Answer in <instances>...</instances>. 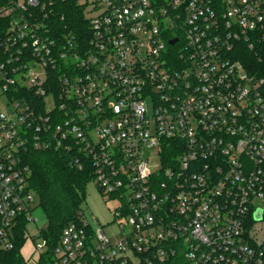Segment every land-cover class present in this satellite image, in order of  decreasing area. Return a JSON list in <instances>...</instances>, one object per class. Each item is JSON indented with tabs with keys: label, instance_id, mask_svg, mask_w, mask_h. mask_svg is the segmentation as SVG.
Returning a JSON list of instances; mask_svg holds the SVG:
<instances>
[{
	"label": "built area",
	"instance_id": "built-area-1",
	"mask_svg": "<svg viewBox=\"0 0 264 264\" xmlns=\"http://www.w3.org/2000/svg\"><path fill=\"white\" fill-rule=\"evenodd\" d=\"M50 6L0 9V252L37 222L30 154L56 151L118 233L80 210L43 264H264V0H101L87 42L48 34Z\"/></svg>",
	"mask_w": 264,
	"mask_h": 264
},
{
	"label": "trees",
	"instance_id": "trees-1",
	"mask_svg": "<svg viewBox=\"0 0 264 264\" xmlns=\"http://www.w3.org/2000/svg\"><path fill=\"white\" fill-rule=\"evenodd\" d=\"M10 0H0V9ZM51 10L48 20L44 21L55 39L61 34H73L87 42L90 37L89 18L80 0H48ZM10 18H0V36L7 33ZM44 33V32H42ZM63 36V35H62ZM70 156L56 151L32 152L28 158L30 175L28 184L39 199V207L44 218L45 228L41 238L50 247L57 244L61 231L69 223L76 221V214L82 210L85 201L86 185L92 172L85 165L83 170L70 166ZM17 245L7 252H0V264H22L20 250L25 243V225L22 222L16 232ZM49 253H47L48 255ZM46 258L41 256V264Z\"/></svg>",
	"mask_w": 264,
	"mask_h": 264
},
{
	"label": "rangeland",
	"instance_id": "rangeland-1",
	"mask_svg": "<svg viewBox=\"0 0 264 264\" xmlns=\"http://www.w3.org/2000/svg\"><path fill=\"white\" fill-rule=\"evenodd\" d=\"M80 4L85 6L86 15L88 18L95 15L96 10L92 6L98 7L101 10V0H80ZM19 74L17 78H19ZM48 104L47 106H49ZM34 211L33 218L37 219L36 223L27 225V233L25 235V243L23 244L20 255L22 256V264H37L40 261V256L43 253L36 251L35 247L41 245L43 239L39 237L38 229L45 225V218L39 207V199L34 195ZM115 204L106 202L104 197L97 191L92 181L88 182L85 190V201L82 204L86 218L95 226L101 227L106 235L118 233V226L114 220L113 210Z\"/></svg>",
	"mask_w": 264,
	"mask_h": 264
},
{
	"label": "water",
	"instance_id": "water-1",
	"mask_svg": "<svg viewBox=\"0 0 264 264\" xmlns=\"http://www.w3.org/2000/svg\"><path fill=\"white\" fill-rule=\"evenodd\" d=\"M173 43H174V41H171V42H170V44H173ZM259 219H260V216L257 215V216H256V220H259Z\"/></svg>",
	"mask_w": 264,
	"mask_h": 264
}]
</instances>
